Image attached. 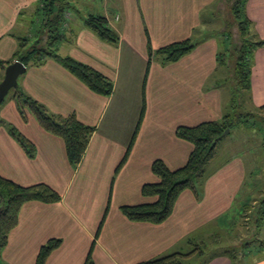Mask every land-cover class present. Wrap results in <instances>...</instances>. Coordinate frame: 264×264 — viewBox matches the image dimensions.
<instances>
[{
	"label": "crops",
	"instance_id": "1",
	"mask_svg": "<svg viewBox=\"0 0 264 264\" xmlns=\"http://www.w3.org/2000/svg\"><path fill=\"white\" fill-rule=\"evenodd\" d=\"M38 1L0 0V60L12 58L19 30L41 23ZM220 2L70 0L73 10L67 11L66 37L58 52L102 73L114 91L109 96L92 91L52 58L27 67L19 77V86L51 112L75 114L96 126L77 167L69 162L63 139L43 129L30 113L24 121L14 98L0 103V117L37 148L35 157H29L0 125V174L21 185L47 183L62 195L59 202L32 200L22 206L2 252L4 264H35L41 247L54 238L61 243L46 264H84L91 248L95 264H137L185 252L197 238L218 236L228 211L241 205L235 199L251 172L241 155L219 160L228 136L207 167L199 200L190 189L183 191L171 216L159 224L130 220L121 207L153 201L142 194V186L159 180L152 169L155 160L172 170L186 164L193 144L177 136L178 126L220 120L232 111L229 65L218 58L217 17L204 13L213 6V15ZM91 13L107 18L119 35L117 43L102 40L86 25ZM246 13L254 39H264V0H247ZM184 39L197 45L179 61L163 63L155 55L150 60V46L155 50ZM5 69L0 67V82ZM243 105L251 110L264 105V45L254 50L251 89L244 92ZM140 119L130 154L117 171ZM231 263L226 254L209 262Z\"/></svg>",
	"mask_w": 264,
	"mask_h": 264
},
{
	"label": "trees",
	"instance_id": "2",
	"mask_svg": "<svg viewBox=\"0 0 264 264\" xmlns=\"http://www.w3.org/2000/svg\"><path fill=\"white\" fill-rule=\"evenodd\" d=\"M227 1L230 3V11L234 17L233 22L229 21L226 24L227 32H225L227 38L231 39L229 57H231L230 59L234 58L233 63H229L233 90L232 110L234 113H226L220 120H209L193 126L180 125L177 127V136L193 144V150L188 161L175 170L170 169L161 159L153 162L152 169L159 176V180L145 183L142 186V194L154 199L151 202L137 205H123L121 210L130 220L155 224L164 222L173 213L180 194L187 189L193 191L199 200L202 191V179L206 174L208 165L217 156L221 141L235 127L245 123L248 117L264 118L262 115L264 105L253 111L244 107L238 100L241 92L244 93L251 89L253 53L257 47L264 45V39H254L251 33L252 21L246 13L247 0ZM70 6V0H40L37 11L42 18L38 37L31 42L29 37L18 36L17 50L11 59L0 60V67L5 69L7 65L16 60H20L27 67L40 66L47 59L52 58L66 67L92 91L109 96L114 91V85L110 79L91 66L79 62L71 56H63L58 52L59 41L66 37L62 29L65 24V15ZM86 25L102 40L111 43L119 41V35L109 26L107 18L103 15L89 14L86 18ZM233 28L237 29L236 35L231 31ZM196 45L197 43L191 39L175 41L155 50L149 45L150 60L152 55H155L163 63L176 62ZM218 58L219 61L226 62L225 53H218ZM13 98L24 121L28 120L30 113L43 129L63 139L68 160L73 167H77L87 151L91 137L96 131V126L81 122L75 114L63 116L51 112L44 103L28 94L19 85L15 88ZM238 110L240 112H237ZM143 112L144 109L142 115ZM141 119L133 133L126 155L117 167V171L121 169L130 154L139 131ZM0 125L6 127L9 134L19 142L29 157H35L36 145L15 125L2 117H0ZM227 129L229 131L225 133ZM32 200L54 203L61 201L62 195L47 183L21 185L0 174V264H4L2 252L8 243L10 232L19 222L20 210L26 202ZM254 222H256L255 228L259 232L264 227V196L256 206ZM258 241L260 245H264L263 241ZM60 243V239L54 238L44 244L39 251L35 264H46L48 256ZM203 252V249L190 252L178 251L137 264H187L186 261L201 253L203 254ZM223 253L232 257V261L235 259L237 262H239L241 255H246L240 251H232L231 253L225 250ZM84 264H95L92 248Z\"/></svg>",
	"mask_w": 264,
	"mask_h": 264
},
{
	"label": "rangeland",
	"instance_id": "3",
	"mask_svg": "<svg viewBox=\"0 0 264 264\" xmlns=\"http://www.w3.org/2000/svg\"><path fill=\"white\" fill-rule=\"evenodd\" d=\"M39 4L40 0L38 1V6ZM212 7L207 8L204 13L206 17L209 16V19L217 17L216 34L219 37L218 44L220 52L225 53V61L227 62L225 64L229 65L234 60V58L230 59L231 57H229L231 39L227 38V34H225L227 32L226 24L229 21H234V17L230 11V3L227 0H221L219 7H214L213 15L211 11ZM69 8L73 10L72 5ZM65 17L68 16L65 15ZM30 28V31H22L21 29L18 32L24 37H29L31 42H33L38 37L40 24H30ZM231 31L235 35L237 34V29L233 28ZM32 35L34 36L32 37ZM14 94L15 88H12L5 97V103L13 98ZM238 100L243 105V92L239 94ZM252 110L256 111L257 109ZM237 112H240V110ZM231 113H234V110ZM262 115L264 116V112H262ZM226 142L228 144L222 149L219 160L229 159L234 154L241 155L247 168L251 171L249 177L247 176V182L244 183L245 188L241 190L235 199V202L241 205H235L233 209L228 211L221 225L218 226L217 237L207 241L197 238L195 243H192V246L185 252L197 251L198 249H203L204 252L186 261L185 263L187 264H209L212 259H215L220 254H224L223 252L225 250L231 253L232 251L246 253L245 256H240L239 262L234 259L231 264H255L256 262L264 260V245H260L258 241L261 240L264 242V227L257 232V228H255L256 222H254L256 206L264 195V118L248 117L245 123L235 127L231 131ZM247 200L249 201L246 207L244 206V202ZM213 228L215 227L213 226ZM230 259L232 260V257Z\"/></svg>",
	"mask_w": 264,
	"mask_h": 264
},
{
	"label": "water",
	"instance_id": "4",
	"mask_svg": "<svg viewBox=\"0 0 264 264\" xmlns=\"http://www.w3.org/2000/svg\"><path fill=\"white\" fill-rule=\"evenodd\" d=\"M27 66L20 60H16L5 69V75L0 82V103L5 100V97L12 88H16L19 85V77L26 71ZM229 129L225 131L227 133Z\"/></svg>",
	"mask_w": 264,
	"mask_h": 264
}]
</instances>
